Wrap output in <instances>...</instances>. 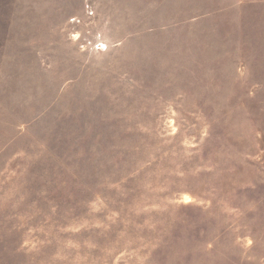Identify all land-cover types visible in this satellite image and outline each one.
<instances>
[{
	"label": "rangeland",
	"instance_id": "obj_1",
	"mask_svg": "<svg viewBox=\"0 0 264 264\" xmlns=\"http://www.w3.org/2000/svg\"><path fill=\"white\" fill-rule=\"evenodd\" d=\"M0 264H264V0H0Z\"/></svg>",
	"mask_w": 264,
	"mask_h": 264
}]
</instances>
